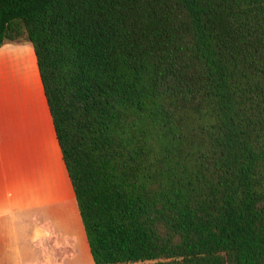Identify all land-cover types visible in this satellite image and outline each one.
<instances>
[{
  "label": "trees",
  "instance_id": "obj_1",
  "mask_svg": "<svg viewBox=\"0 0 264 264\" xmlns=\"http://www.w3.org/2000/svg\"><path fill=\"white\" fill-rule=\"evenodd\" d=\"M16 43L94 264H264V0H0Z\"/></svg>",
  "mask_w": 264,
  "mask_h": 264
},
{
  "label": "crops",
  "instance_id": "obj_2",
  "mask_svg": "<svg viewBox=\"0 0 264 264\" xmlns=\"http://www.w3.org/2000/svg\"><path fill=\"white\" fill-rule=\"evenodd\" d=\"M7 46L0 48V72L7 64L5 58L20 59L26 48H32L27 44L25 50H18L12 57ZM15 64L16 76L10 80L9 92L4 88L0 100V264H36L38 260H43L42 264H60L62 255L74 254L82 239L77 243L71 234L60 238L44 221L49 212L64 209L67 203V208L75 210V220L81 219L36 59L35 65L28 64L26 58ZM35 78L43 109L28 100L23 90ZM82 230L85 236L83 226Z\"/></svg>",
  "mask_w": 264,
  "mask_h": 264
},
{
  "label": "rangeland",
  "instance_id": "obj_3",
  "mask_svg": "<svg viewBox=\"0 0 264 264\" xmlns=\"http://www.w3.org/2000/svg\"><path fill=\"white\" fill-rule=\"evenodd\" d=\"M27 44L26 43H16V44H9L7 46V50L10 52V56H14L18 50H25ZM26 53L22 56H20V59H15L10 61L9 59L5 58L7 64L3 65L2 72H0V100L1 96L3 95V90L6 87V90L9 92L10 90V80L11 78H15L16 76V64L15 63H21L25 58L28 61L31 51V48H26ZM34 60V56H33ZM30 65H33L31 63H28ZM35 65V64H34ZM6 80V81H5ZM25 97L28 100H31L33 104L36 103V105L40 106L42 109L44 107L43 101L41 99V90L38 84L37 79L35 78L33 81L30 82V85L27 87H23ZM70 204L67 203L66 207L64 209H68L67 211L58 208L54 209V211L49 212V215L47 217V221H44L49 227L48 229H52V231L58 232L60 235V238H64V235L71 234L75 237V239L78 240L82 239V244L79 241L78 248L75 250V253L69 254L65 252L62 256V261L60 264H94L90 254L88 245L84 244L83 246V239H85L81 222L77 218L75 220V210L71 211L72 208H67ZM76 209V208H75ZM77 211V209H76ZM68 247V246H67ZM72 248V247H70ZM73 249V248H72ZM43 260H38L36 264H42Z\"/></svg>",
  "mask_w": 264,
  "mask_h": 264
}]
</instances>
